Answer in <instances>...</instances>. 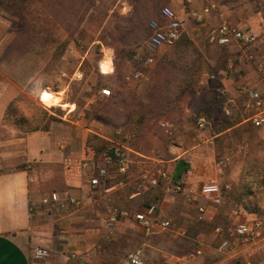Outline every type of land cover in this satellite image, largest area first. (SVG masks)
<instances>
[{"label":"rangeland","instance_id":"obj_1","mask_svg":"<svg viewBox=\"0 0 264 264\" xmlns=\"http://www.w3.org/2000/svg\"><path fill=\"white\" fill-rule=\"evenodd\" d=\"M169 1L0 0V74L27 86V94H22L8 111L0 140L24 137L33 129L48 127L50 121L60 120L74 108L72 104L91 113L89 108L95 105L90 104L91 98L107 88L112 95L100 102L98 115L107 120L111 138L120 127L131 134L130 168L140 151L150 157L144 159L145 171H149L160 166V160L170 166L166 161L201 141L200 135L206 131L198 126L201 117L213 122L208 136L213 129H223L242 119L224 96L215 95L214 90L220 86L219 71L215 72L210 62L214 53H202L198 39L183 35L175 47L161 50L153 64L147 62L144 44L151 35L150 25L161 21V9L172 6ZM208 62L209 75H216V79L205 83L201 76ZM114 68L115 73L108 75ZM137 71L143 73V78L127 81L126 77ZM122 80L127 84L124 88ZM47 91L59 95L62 106L48 109L41 101ZM262 129L248 121L238 131L218 138L222 154L215 153V175L223 185L232 186L217 209L222 213L213 220L199 216L200 221L189 227L176 214L173 228L152 238L135 227L134 236L125 242L127 253L143 248L148 264H174L171 255L182 258L197 255L202 249L203 264H264V225L256 244L226 251H219L221 236L215 232L218 226H233L254 218L264 224ZM90 142H95L99 153L109 143L96 135L90 137ZM205 147L214 150L215 145ZM224 157L230 163L219 174L217 162ZM11 169L6 167L1 172ZM56 189H43L39 198ZM175 194L177 205H184L182 195ZM231 204L239 205L237 214L230 211ZM47 207L50 213H58ZM184 230L186 235H182ZM235 249L244 253L228 261L229 252Z\"/></svg>","mask_w":264,"mask_h":264},{"label":"crops","instance_id":"obj_2","mask_svg":"<svg viewBox=\"0 0 264 264\" xmlns=\"http://www.w3.org/2000/svg\"><path fill=\"white\" fill-rule=\"evenodd\" d=\"M169 3L182 21L183 35L198 39L202 53H214L210 62L215 72L219 71L220 86L214 90L215 95L224 96L234 114L243 116L223 129H213L212 135L208 136L214 127L211 120L198 144L166 161L175 181L188 175V185L198 191L203 184L216 178L222 181L214 171L215 153L217 156L222 154L218 138L238 131L250 120L254 110L247 91H258L264 101V0H170ZM164 22L161 18L160 23ZM224 24L254 35L256 42L249 47H241L236 42L227 46L211 44L210 35ZM211 64L205 63L203 68L201 79L205 83L210 82L211 76H216L209 75ZM114 73L115 68L108 75ZM0 76L2 131L10 107L22 94H27V86L4 74ZM120 84L121 88L127 86L123 80ZM106 99L99 91L91 98L90 104H95L89 108L91 113L72 104V107L76 106V112L69 113L68 110L60 120L50 121L47 130L0 140V264H124L129 254L125 242L134 236L137 225L126 219L114 228H108L106 221L112 208L139 212L150 204H157L162 219L174 223L176 214H180L187 227L200 221L197 205L205 204L200 199L189 204L181 194L185 202L180 207L172 183L162 182L157 187H150L142 181L141 174L146 170L144 159L150 157L140 151L126 176L111 175L107 182L111 191L89 185L82 162L91 155L92 145H95L90 142V137L96 135L104 141L112 137L107 120L97 113L100 102ZM259 132L264 134V128ZM205 145H215V148H203ZM183 163L189 165V170L180 177ZM6 167L13 169L1 172ZM47 188H57L55 191L58 192L71 190L83 200V208L60 211L45 204L43 200L49 193L39 197ZM231 205L230 211L237 212L239 205ZM47 206L58 213H50ZM217 209L209 206L204 219L213 220L217 213H222L223 210ZM183 232L186 235L187 232ZM38 249L48 250L50 256L35 257L34 251ZM243 253L240 249L229 252L228 261ZM201 254L202 249L197 255L182 258L171 255V258L174 264L196 259L197 264H203L205 258ZM144 261L148 264L145 257Z\"/></svg>","mask_w":264,"mask_h":264},{"label":"built area","instance_id":"obj_3","mask_svg":"<svg viewBox=\"0 0 264 264\" xmlns=\"http://www.w3.org/2000/svg\"><path fill=\"white\" fill-rule=\"evenodd\" d=\"M160 16L165 22L153 21L151 23V35L144 44L149 64H153L156 61L157 55L164 48L175 47L183 35L182 21L171 6H164L161 9ZM209 42L220 46H227L236 42L241 47H249L256 42V37L224 24L212 32ZM142 78L143 73L137 71L126 79L129 82H136ZM210 79L214 80L216 76H211ZM247 93L252 101L251 108L254 110L249 121L256 128H264V101L262 95L258 91H247ZM100 94L104 97H111L112 91L103 88ZM43 104L48 109L51 108L44 102ZM75 112L76 106L70 108L69 113ZM198 126L201 130H206L210 126V121L205 117H201L198 120ZM131 141V134L120 127L116 129L114 138L108 140V146L103 152L97 153L94 149L91 151V155L82 162V169L88 174L89 185L92 188H102L105 191H111L112 187H108L107 184L111 175L116 173L119 176H126L129 173L131 164L129 153L132 151L130 147ZM229 163V158H220L216 166L217 173L222 174ZM164 164L162 163L154 170L143 172L141 175L142 181L150 187H157L162 182L172 183L174 190L179 194H184L189 204H195L196 200L200 199L205 203L204 205H197L201 219H204V216L207 215L209 206L213 208L221 207L225 193L232 189L230 184L223 185L216 178L213 182L203 184L197 191L188 185V175H183L182 178L175 181L172 173ZM43 202L47 205H52L60 211L69 209L80 210L84 206L83 200L69 189L62 192L53 191L47 195ZM31 211L33 212L34 210L32 209ZM235 213L237 214V212ZM158 214L159 207L157 204H150L139 212L112 208L106 224L108 228H114L122 220H131L147 237L152 238L170 231L174 226L171 220L162 219ZM263 225L261 219L254 218L253 220L238 222L233 226H218L215 232L221 236L219 251L230 250L240 245L251 246L256 244L261 236ZM182 233L185 235V232ZM34 256L44 258L50 256V252L38 249L34 251ZM124 264H145L144 249L136 248L130 252L124 260Z\"/></svg>","mask_w":264,"mask_h":264},{"label":"bare ground","instance_id":"obj_4","mask_svg":"<svg viewBox=\"0 0 264 264\" xmlns=\"http://www.w3.org/2000/svg\"><path fill=\"white\" fill-rule=\"evenodd\" d=\"M42 102H44L47 106H58L61 105V97L59 95H55L50 92H45L42 97Z\"/></svg>","mask_w":264,"mask_h":264},{"label":"trees","instance_id":"obj_5","mask_svg":"<svg viewBox=\"0 0 264 264\" xmlns=\"http://www.w3.org/2000/svg\"><path fill=\"white\" fill-rule=\"evenodd\" d=\"M15 104V103H14ZM14 104H12V108H14ZM10 107V108H11ZM231 125V124H230ZM229 126V125H228ZM48 129V127H44L43 128V130H47ZM37 130H40L39 128L38 129H33L31 132H33V131H37ZM102 143V142H101ZM92 149H94L97 153H99V151L97 150V148H96V145H92ZM188 170H189V165L188 164H186V163H183V170L181 171V173H180V177H181V174L182 173H187L188 172Z\"/></svg>","mask_w":264,"mask_h":264}]
</instances>
